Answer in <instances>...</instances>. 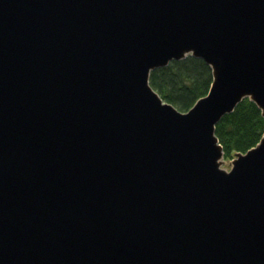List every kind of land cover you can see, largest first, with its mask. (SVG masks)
Returning a JSON list of instances; mask_svg holds the SVG:
<instances>
[{
	"label": "water",
	"instance_id": "water-1",
	"mask_svg": "<svg viewBox=\"0 0 264 264\" xmlns=\"http://www.w3.org/2000/svg\"><path fill=\"white\" fill-rule=\"evenodd\" d=\"M212 68L186 110L151 86ZM264 116V0H0V264H264V132L220 167L215 124Z\"/></svg>",
	"mask_w": 264,
	"mask_h": 264
},
{
	"label": "trees",
	"instance_id": "trees-1",
	"mask_svg": "<svg viewBox=\"0 0 264 264\" xmlns=\"http://www.w3.org/2000/svg\"><path fill=\"white\" fill-rule=\"evenodd\" d=\"M211 72V66L202 57L189 54L154 68L148 80L164 100L186 111L209 91ZM214 128L223 157L232 159L237 151L245 152L259 142L264 132V116L259 106L246 96L233 111L223 114Z\"/></svg>",
	"mask_w": 264,
	"mask_h": 264
},
{
	"label": "rangeland",
	"instance_id": "rangeland-1",
	"mask_svg": "<svg viewBox=\"0 0 264 264\" xmlns=\"http://www.w3.org/2000/svg\"><path fill=\"white\" fill-rule=\"evenodd\" d=\"M233 159V158H232ZM231 158H222V162L220 164V167L223 169H230V166L232 165Z\"/></svg>",
	"mask_w": 264,
	"mask_h": 264
}]
</instances>
